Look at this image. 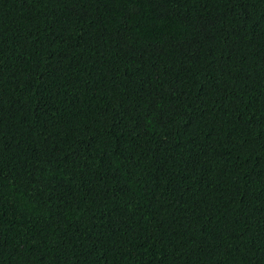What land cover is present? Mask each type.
<instances>
[{
    "label": "trees",
    "instance_id": "obj_1",
    "mask_svg": "<svg viewBox=\"0 0 264 264\" xmlns=\"http://www.w3.org/2000/svg\"><path fill=\"white\" fill-rule=\"evenodd\" d=\"M0 264H264V0H0Z\"/></svg>",
    "mask_w": 264,
    "mask_h": 264
}]
</instances>
